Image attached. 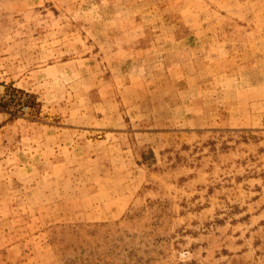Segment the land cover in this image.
<instances>
[{
	"label": "rangeland",
	"instance_id": "rangeland-1",
	"mask_svg": "<svg viewBox=\"0 0 264 264\" xmlns=\"http://www.w3.org/2000/svg\"><path fill=\"white\" fill-rule=\"evenodd\" d=\"M0 264H264V0H0Z\"/></svg>",
	"mask_w": 264,
	"mask_h": 264
}]
</instances>
